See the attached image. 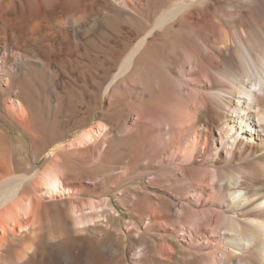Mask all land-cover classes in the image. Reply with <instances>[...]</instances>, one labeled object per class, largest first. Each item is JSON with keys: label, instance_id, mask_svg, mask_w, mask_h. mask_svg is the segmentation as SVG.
Instances as JSON below:
<instances>
[{"label": "bare ground", "instance_id": "bare-ground-1", "mask_svg": "<svg viewBox=\"0 0 264 264\" xmlns=\"http://www.w3.org/2000/svg\"><path fill=\"white\" fill-rule=\"evenodd\" d=\"M131 1L149 26L105 86L104 112L42 161L51 128L69 136L92 110L81 94L86 64L70 55L97 0H0V264H264L263 41L257 31L231 40L207 22L208 0L157 18ZM246 1L257 26L264 9ZM155 43L167 53L158 73ZM239 55L253 65V88ZM46 65L60 70L65 97L51 94L55 84L43 98L23 90ZM115 100L126 102L119 112Z\"/></svg>", "mask_w": 264, "mask_h": 264}, {"label": "rangeland", "instance_id": "rangeland-1", "mask_svg": "<svg viewBox=\"0 0 264 264\" xmlns=\"http://www.w3.org/2000/svg\"><path fill=\"white\" fill-rule=\"evenodd\" d=\"M88 1H90V0H88ZM123 1L124 0H97L96 6L97 5L98 6L96 7V13L97 12L98 13L97 14L95 13V14L98 17L94 14L93 15L94 17H92L90 19V21H86V23H85L86 25L84 24L85 27L82 26L84 29L83 28H80L81 30L79 29V31H78L79 33L77 32L75 35H73L74 37L71 40L74 41V42H72V45H71V47H72V52H71L72 54L71 55L72 56L70 55V57H71L72 60L73 59H76V56L78 54V56H77L78 62L79 63L81 62V64H84V63L86 64L85 65L86 67H84V69L87 70L86 73H85L86 75L83 76V80L84 81L81 80V82L82 83H85L84 85H86V86H84L83 91H82L81 94H82V96L84 98H86V100L89 102L90 105L92 104L91 105L92 106V110H94V111H92V110L87 111L84 114L85 116H83V115L76 116L75 119H73L74 122L77 121V123L75 125V129L72 130V132L70 133L69 136H65V134L63 135V132L66 129H65V127L61 123L59 125H57V126L55 125L54 127H52L51 128V134L52 133L53 134L49 138V141L52 142V143H50L51 146L49 147V149L43 153V156L41 157V160L42 161L44 159H46V158H49L50 155H53L54 153H56L62 147V145H66L68 143L69 144L72 143V141L75 140V138L77 137L80 129H83V127H84V129L85 128H89L93 124V122L95 121L94 118H96L98 115H100L102 112H104L103 111V104H101V100H102V98L104 96V92L103 91L105 90L104 89L105 86L107 87V84L110 83V81L112 80V77L117 72L120 64L125 59V57L128 55V53L133 48V46L136 44V42H137L136 41V36H137V33L136 32H139V31L140 32L141 31L143 32V29L145 30L147 28V26H149V24L144 19H141V17L140 18H135V16L133 15L131 9L130 8L127 9V5H126L125 2L123 4ZM129 1H131V0H129ZM152 1L153 2H156V3H154V5H153V2ZM159 1L160 0H156V1L155 0H149V1L148 0L147 1L144 0L142 2L143 5L144 4H148L156 12L155 13V16L156 17L155 18H157L158 15H160L164 11L169 10L170 7L173 8V6L176 5L179 2H183V3L187 4V3H190V2H192L194 0H161L160 3H159ZM208 1L209 2H207V5H206V8L208 10L205 11L207 18L209 19V20L207 19V22L214 21V22L220 23L221 26L223 27L224 31L227 33L228 37L231 35L229 37L231 40L232 39H235V38L237 39V37L239 36V34H241L243 32L250 33L249 35H252L251 37H253V35H255V31H257L256 37H257L258 41L259 42H262L263 41L262 43H264V20H262V22L259 25L254 26V27H251V25H252V19L254 18L253 13L255 12L254 11L255 9H254V3H253V1H250V2H248L246 0H208ZM255 1H257V3H259L260 6H262V9H264V0H255ZM131 2L128 5L131 6V7H134V9H136V10L137 9L139 10V7L136 4H133V3L131 5ZM135 6H137V7H135ZM142 12H145V11H142ZM207 12L209 14H207ZM93 19L95 20L96 23L94 22ZM91 20H92V22H91ZM137 20H139V21H137ZM149 20H150V22H152L153 21V18L149 16ZM97 21H98V23H97ZM33 22H34L33 20L32 21H29L28 22V26H30V24H32ZM88 22H89V25H91V26L88 25ZM22 24H23L22 25V31H23L24 30V26H25L24 24L25 23L23 22ZM136 28L139 29V30H137ZM141 28H143V29H141ZM249 29L251 30V32H250ZM82 30H85V31L83 32ZM83 33H84L85 36L83 35ZM87 33H89V34H87ZM107 33H109V35H111V34L112 35L109 37ZM78 36H79V38H78ZM75 38L76 39L78 38L77 39V42H76V39ZM101 40H102V42H101ZM255 40H256V38H255ZM78 41H81V42H78ZM111 41H112V43L115 42L114 43L115 46H114V44L111 43ZM118 41H120L122 43V45ZM134 41H136V42H134ZM103 42H104V44H103ZM106 42H108V43H106ZM125 42L127 43V45H126ZM124 43H125V46L126 47L123 45ZM74 44L76 45V47H75ZM112 45L114 46L113 49H112ZM155 45H160L161 46V44H159V43H155ZM95 46H97V47H95ZM107 46H108V49L106 48ZM122 46H124V47H122ZM103 47H105L106 52H105V50H104ZM81 48H82V50H81ZM123 48H124V50H123ZM111 50H112V52H110ZM152 50H153L152 51V54H153V56L155 58L154 61H153L154 64L152 66H154V67H156L158 69L160 68L159 70L157 69V71L155 70L158 73L164 67V64H165L164 62H165V59L167 58V53L165 52L166 49L163 48V46H161V47H158L156 49L155 48L154 49L152 48ZM29 51L31 52V54H33L34 52L35 53L36 52L37 53L39 52V50L36 47L30 49ZM113 51H114V53H113ZM115 51L116 52L117 51H121V52L118 53V55L120 54L119 55L120 57L118 55H117V58L114 57L115 54H116ZM97 52L100 54V56L98 55ZM109 52L111 54L110 57L107 56V54H109ZM73 54H74V56H73ZM90 55H92V56H90ZM241 56H243V55L237 56L238 61H240V68L241 69H244V70L245 69H248V72H249L248 77H246V79L244 78L243 79V82H245V84L248 83L247 84L248 87L253 88L251 84H253V82H254V77L250 74L253 65L250 62H248V64H247V62H243L245 60H242V59H244V57H241ZM111 57H114V58L111 59ZM96 58H97V61H96ZM105 59H107L108 61L105 60ZM32 60H34V59H32ZM87 60H88V62H87ZM107 64L108 65L110 64L111 66H108ZM94 66H96V67H94ZM158 66H160V67H158ZM46 68L47 69H42V68L39 69L38 68L32 74L31 77H28V78L25 77L22 80L23 90L24 91H27V92H30L32 89H35L36 88L35 89L36 92L38 91L39 94L41 95L40 98H43V96L45 94L47 95L48 87H50V85L53 87L54 84H55V86L52 88L53 89V92L51 91V94L53 95L55 93L54 95L56 96V94L58 93V91H60L58 94L59 95L62 94V97H65V88L63 87L64 86V83H65L64 82L65 80H63L62 74L61 73L59 74L60 70L58 72V69L57 68H52V67H49L47 65H46ZM156 68H154V69H156ZM105 69L108 70V72L107 71L105 72ZM46 70H50V72H52V74L51 75L48 74L46 72ZM53 72H55V73H53ZM109 72H110V74H109ZM99 73H101V74H99ZM102 73H104V75ZM53 76H55V77H53ZM91 76L93 77V79H92ZM89 78H91V79H89ZM58 79H60V80H58ZM248 79L250 81H248ZM24 80H26V81H24ZM29 80H31V83H32L31 85H30V81ZM93 81L94 82L95 81H98L100 83V86L98 87V89L95 87V84H94ZM58 84H60V85H58ZM27 85H28V88H27ZM56 85L59 86V87H56ZM88 87H90V88H88ZM92 89H95V91L92 90ZM91 92H94V94L92 95ZM69 93H71V96H72V97H70L71 99L73 97L76 98L77 95L74 92H69ZM51 94L48 93L49 96ZM94 96H96V97H94ZM98 96H99L100 99L98 98ZM52 100L55 102L58 99L57 98H52ZM59 102L61 103V107L62 108H61V111L59 112L58 115H60L61 113H63L62 111H63V108H65L66 99L65 100L64 99H61V100H59ZM121 103L120 102H117L115 100L113 102V104H114L113 107L114 108L112 107L114 110L113 109L112 110L114 112L115 111L117 112L119 110V107H121V109H122V108H124L126 106V102L125 101L122 100ZM93 105H95V106H93ZM100 107H101V110L102 111L100 110ZM90 112H94L93 115H90ZM105 113H106V111H105ZM80 116H83V117H80ZM81 118H83V120L81 122H78L77 119H81ZM57 127H58V129H57ZM57 132L59 133L60 136L58 134L56 135ZM11 134L12 135L17 134V132L16 131H12ZM114 216H115V214H114ZM124 219H125V221L128 220L129 219V215H125V218ZM124 246L125 245L118 246V248H121L122 247L121 249H123Z\"/></svg>", "mask_w": 264, "mask_h": 264}]
</instances>
